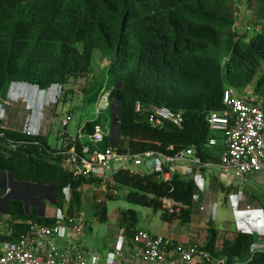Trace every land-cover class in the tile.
I'll return each mask as SVG.
<instances>
[{
  "label": "trees",
  "instance_id": "trees-1",
  "mask_svg": "<svg viewBox=\"0 0 264 264\" xmlns=\"http://www.w3.org/2000/svg\"><path fill=\"white\" fill-rule=\"evenodd\" d=\"M95 49L108 61L109 84L102 94L109 93L111 106H117L112 119L114 131H120L116 144L110 136L99 146L85 141L91 150L112 147L120 155L154 151L175 156L195 147L203 162L219 165V156L207 147L211 138L217 140L208 114L223 110L228 88L243 93L253 86L264 100V0H0V101L14 83L40 90L59 85L68 95L71 80L91 75ZM137 103L141 113L135 111ZM152 107L181 113L183 126L150 124ZM98 125L99 118L83 131L91 135ZM46 137L1 129L0 180L7 175L14 183L53 187L61 210L63 190L69 187V218L81 216L83 187L104 182L106 199L127 188L128 203L161 211L166 222L192 221L194 179L175 174L164 182L161 172L131 169H119L106 179L86 178L64 167V157L55 154L58 149L49 147ZM72 145L70 138L66 148ZM164 198L180 204L179 213L165 212ZM7 215L10 232L0 234V243L16 241L33 225L56 222L16 200L9 202ZM95 216L107 221L104 204L95 205ZM119 223L126 239L134 240L139 233L136 212L124 211ZM255 243L253 234L220 233L210 226L203 250L226 264H264V253L252 255Z\"/></svg>",
  "mask_w": 264,
  "mask_h": 264
},
{
  "label": "built area",
  "instance_id": "built-area-1",
  "mask_svg": "<svg viewBox=\"0 0 264 264\" xmlns=\"http://www.w3.org/2000/svg\"><path fill=\"white\" fill-rule=\"evenodd\" d=\"M15 84L10 87L8 99H11L10 96L15 90ZM33 87L38 91H51V94L56 97V102L63 91L59 85H54L47 90ZM109 96L110 94L107 92L100 96L99 104H104V106L103 108L97 107V116L101 115L102 111L113 107ZM5 105L10 107L11 101L7 100ZM26 110L28 113L31 111L38 112H35L31 107H27ZM142 110L141 104L137 103L135 111L141 113ZM40 118L43 120L45 115L40 114ZM96 119L97 117L83 121L79 125L78 135L72 140L73 145L71 148H61L55 153L63 156L64 167L77 175H83L86 178L93 176L106 179L113 176L119 169L145 167L146 172L142 173L161 172L162 180L169 182L173 175L178 174L177 167L184 165L183 175L187 179L194 178L201 181L196 174L213 167L212 163H205L200 159L195 147H191L175 156L154 151L133 156L120 155L112 147L105 150L100 148L91 150L88 145L84 144L85 141L94 146H99L107 137L110 136L111 139L112 133H114V130L104 129L101 125L96 126L91 135L84 133L83 130L86 124ZM69 120L68 117L62 127H66ZM148 120L154 126L168 123L181 128L184 124L182 114L174 112L168 107H152ZM206 120L211 132L221 133L224 137V151L221 154L219 163L221 172L226 175H233L239 181H244L253 174L264 172L263 99L254 98L246 92L240 93L234 88H228L223 97V110L210 112ZM111 123L113 124V119ZM1 129L6 130L8 128L0 123ZM18 132L39 135V133L33 134L30 131ZM76 143H80V151H78ZM217 145L218 141L211 138L207 147L214 149ZM149 161H155L157 168H149L147 166ZM114 162L117 163L118 168L113 167ZM196 184L198 187L197 181ZM63 200L64 204L69 205L71 201L69 187L63 190ZM198 200L199 196L196 197L195 202L193 201L195 205L199 203ZM161 204L162 209L169 214H176L181 210L180 204L168 198L162 199ZM247 209L250 208L247 207ZM201 211H203L202 207ZM55 218L56 222L52 226L33 225L26 234L16 241L1 242L0 264H127L123 259V250L124 246L129 245L137 264H189L196 257H200V261L194 264H226L225 260L212 259L204 252V245H200L198 242L185 246L148 232H139L134 240L128 242L123 230H120L114 250L107 253H88L84 251L81 245L86 229L80 218H69L66 213ZM56 241L66 242V247H60ZM256 253H264V246L259 247L255 243L252 247V255Z\"/></svg>",
  "mask_w": 264,
  "mask_h": 264
},
{
  "label": "rangeland",
  "instance_id": "rangeland-1",
  "mask_svg": "<svg viewBox=\"0 0 264 264\" xmlns=\"http://www.w3.org/2000/svg\"><path fill=\"white\" fill-rule=\"evenodd\" d=\"M107 65L108 61L103 57L102 52L99 49H95L92 55L91 75L85 78L71 80L70 84L66 87V91L70 90L69 94L66 95L65 93L64 95L63 90L62 94L58 97V101L56 102L54 100V105L50 111H48V105L46 107L43 105L44 107L42 109V113L45 115L44 119H46V116L48 117V119L45 121L48 123L49 133L47 134L46 140L49 147L53 149H61L63 146H66L67 141H65V135H69V137L75 139L78 135L79 125L83 121L92 120L96 117L99 118V123L104 129L107 128L108 130H111L112 114L114 116L118 115L117 106H113V112L111 111V108H109L102 111L101 115L99 116L96 114L97 107L100 106V108H103L104 106V104H99L97 96L99 93L102 94V92L106 89V86L109 84L107 80ZM261 70L264 72V65L262 66ZM253 91L254 90L252 86L247 89L246 93L254 96V98H258ZM39 92L40 96H43V94H46L48 90ZM39 101L41 103L40 99ZM0 105L4 106L3 104ZM68 117L70 120L67 123V126L62 127L64 121H67ZM117 137L118 131H114L113 140L117 139ZM216 137L219 144L223 145V134L216 133ZM216 151L220 153L221 148ZM147 163L148 166L157 168L155 161H149ZM113 167L118 168L119 166L116 164V162H114ZM131 169L135 172H146L145 167H141L139 169L131 167ZM258 174H253L244 181H239L233 178L232 175L228 174L229 178H231V185L233 186L232 191L228 193L227 191L220 189L215 178L212 176V172H203V176L201 178L203 186L201 181L192 178L198 182V188L193 200L194 202L196 197L199 196V194H202V191L204 190L209 191V189H215L219 192L217 208H215V212L211 211L210 220L204 227V231L201 235V245L206 243L208 228L210 226L220 233H229L231 235L238 233L239 230H237L236 219L238 221L245 220L247 222L246 227H243L241 231L254 234L257 239V243H259V237L264 236V183L256 185L255 182L252 181L253 178ZM180 176L186 179L184 175ZM107 184L111 189H113L112 182L109 183L108 181ZM225 189H229V184H227ZM32 190L34 191L35 189ZM37 191L38 194L43 193V195H47L49 199L44 202L46 207L45 212H47L49 215L54 213V217H59L66 213L69 206L68 204H64L63 210H61L56 204L52 203L54 201L56 192L53 187L38 189ZM106 191L107 187H105L104 182L88 184L82 189L83 203L81 207L80 220L84 223L86 231L85 235L83 236V240L85 241H82L81 245L85 252H108L107 249L113 243L114 238L120 231L119 218L124 211L132 210L136 212L138 216L137 230H145L148 233L156 236L168 238L172 237L173 239L177 240L192 226V222L184 225H181L178 221L166 222L162 219L161 211L155 212L151 208L128 203L126 201V196L128 193L127 188L118 190L116 192L118 197L112 200L105 198L107 193ZM238 194H240V199L248 198V200H241L242 203L238 204L235 209V206H233L231 203V196H238ZM31 197L33 200L36 199L35 194H33ZM252 200L254 201L252 202ZM34 201L35 202L32 203L40 207L41 212L43 213V206L40 198ZM96 204H104L108 216L106 222H99L97 220V217L95 216ZM247 207L250 209H247ZM253 212L263 213V218L256 220L255 225H253L251 217H245L243 215ZM7 230V233H9L10 227L5 220L2 224H0V234H3Z\"/></svg>",
  "mask_w": 264,
  "mask_h": 264
},
{
  "label": "crops",
  "instance_id": "crops-1",
  "mask_svg": "<svg viewBox=\"0 0 264 264\" xmlns=\"http://www.w3.org/2000/svg\"><path fill=\"white\" fill-rule=\"evenodd\" d=\"M14 87H15V91L11 93V96H10L11 99H8L7 97L5 101H2L3 103L0 101V104L4 105V106L0 105V123L4 127L11 129V130L30 131L33 134L39 133V134H43V136H47V134L49 133V130H48V123L45 120L48 119V117L46 116L45 120H41L40 114H44L42 113V109L44 107L43 105H45V107L48 105L47 108H48V111H50V109L54 105V102L56 101L55 95L51 94V91H50V92H47L46 94H43V96H40V92L36 88H34L32 85H29L27 83H16ZM39 99L41 100V103ZM7 100L11 101L10 107H7L5 105V102ZM27 107H31L33 108L35 112L36 111L38 112L34 113L33 111H31L28 113L26 110ZM112 109L113 107H111V110ZM113 134L114 133H112L110 140L112 143L115 144V141L116 140L118 141V137L117 139L113 140ZM66 136L67 137H65V141H67V144L66 146H63L62 148H66L69 145V141L71 137H69V135H66ZM71 140H73V138H71ZM219 148H221L220 153L216 151ZM214 150H215V154L218 155L220 158L222 152L224 151V144L220 145L218 142V145L216 148H214ZM148 167L152 168L153 166H148ZM184 167H185L184 165H179L177 167L178 175H183ZM207 171H209L210 173L212 172V176L215 178L216 182L218 183L217 185L220 187L221 190L227 191V193L232 191L233 186L231 185V178H229V176L224 174L223 172H220L219 165L213 164L212 168H209L207 170H202L199 174H196V176L201 180L203 176V172H207ZM224 181H225V184H224ZM252 181H254L256 185L263 184L264 183V173L258 174L257 176L253 178ZM227 184H229V189H225L227 187ZM202 185H203V182H202ZM0 186H1V191H2L0 193V217L2 218L3 221L6 220L7 223L10 221L7 215V208L11 200L22 202L25 209H32V208L37 209L38 215L46 216L48 218L54 217V213L49 215L47 212H45L46 207L44 205V202L49 200L47 195H43V193L42 194L34 193V192H38L37 191L38 189H44V188H38V187L26 185V184L14 183L11 180V178L7 175L1 178ZM32 189H35V190L33 191ZM33 194H35L36 196V199L34 200H37L40 198L42 206H43V213L41 212L40 207L32 203V202H35L31 197ZM56 195L57 193L55 192V198H54V201L52 202L53 204H56ZM239 197H240V194H238V196H235V195L231 196V200H232L231 203L233 206H235V209L238 204L242 203L241 200H244V201L248 200V198L240 199ZM218 199H219V192L217 190L209 189V191H206V190L202 191V194H199V200H198L199 203L195 205V209H194V213H193L192 221H191L192 226L189 228V230L183 233L177 240L173 239L172 237L170 238L165 237V238L175 243L182 244L185 246H190L197 242L198 244L201 245L202 232L204 231V227L206 226L207 222L210 220L211 211L215 212V208H217ZM253 201L254 200H252V202ZM201 207L203 208V211H201ZM262 214L263 213L253 212V213H248V214H243V215L245 217H251V221H253V225H255L256 220L258 219L260 220L263 218ZM211 223H212V220H211ZM246 223L247 222L245 220L238 221L236 219L237 230H239V232H244L241 230L243 227H246ZM6 232H8V230ZM119 232L114 238L113 243L107 249L108 252L114 250L118 237H119ZM138 232H147V231L138 230ZM244 233H250V232H244ZM258 241L259 243H257L256 241L257 245L259 247L260 246L263 247L264 246V236H260ZM56 243L62 248L66 247V242L64 241H56ZM123 251H124L123 259L126 261L127 264H137V262L133 258L130 245L124 246ZM87 252L91 253L90 251H87ZM198 261H200V257H196L194 261L189 264H194Z\"/></svg>",
  "mask_w": 264,
  "mask_h": 264
},
{
  "label": "water",
  "instance_id": "water-1",
  "mask_svg": "<svg viewBox=\"0 0 264 264\" xmlns=\"http://www.w3.org/2000/svg\"><path fill=\"white\" fill-rule=\"evenodd\" d=\"M115 129V126H114V124H111V130H114ZM116 131H120V127H118L117 129H116Z\"/></svg>",
  "mask_w": 264,
  "mask_h": 264
},
{
  "label": "flooded vegetation",
  "instance_id": "flooded-vegetation-1",
  "mask_svg": "<svg viewBox=\"0 0 264 264\" xmlns=\"http://www.w3.org/2000/svg\"><path fill=\"white\" fill-rule=\"evenodd\" d=\"M36 193H38V192H36Z\"/></svg>",
  "mask_w": 264,
  "mask_h": 264
}]
</instances>
